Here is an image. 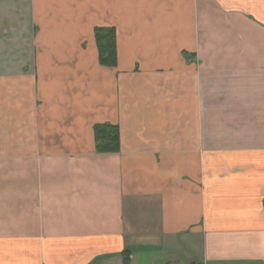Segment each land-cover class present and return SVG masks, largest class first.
Wrapping results in <instances>:
<instances>
[{
  "label": "crops",
  "instance_id": "crops-1",
  "mask_svg": "<svg viewBox=\"0 0 264 264\" xmlns=\"http://www.w3.org/2000/svg\"><path fill=\"white\" fill-rule=\"evenodd\" d=\"M0 264H264V0H0Z\"/></svg>",
  "mask_w": 264,
  "mask_h": 264
},
{
  "label": "trees",
  "instance_id": "trees-1",
  "mask_svg": "<svg viewBox=\"0 0 264 264\" xmlns=\"http://www.w3.org/2000/svg\"><path fill=\"white\" fill-rule=\"evenodd\" d=\"M96 40L100 52V62L105 66H116L117 46L114 28H97ZM97 150L101 153L120 150V133L116 125L100 124L95 128ZM127 262V261H126Z\"/></svg>",
  "mask_w": 264,
  "mask_h": 264
}]
</instances>
